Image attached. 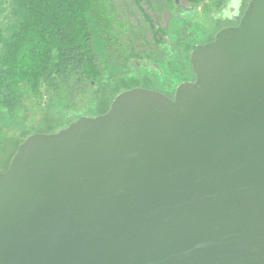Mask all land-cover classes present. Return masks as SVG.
Listing matches in <instances>:
<instances>
[{
	"label": "water",
	"instance_id": "1",
	"mask_svg": "<svg viewBox=\"0 0 264 264\" xmlns=\"http://www.w3.org/2000/svg\"><path fill=\"white\" fill-rule=\"evenodd\" d=\"M189 64L172 99L134 87L19 143L0 264H264V0Z\"/></svg>",
	"mask_w": 264,
	"mask_h": 264
},
{
	"label": "trees",
	"instance_id": "2",
	"mask_svg": "<svg viewBox=\"0 0 264 264\" xmlns=\"http://www.w3.org/2000/svg\"><path fill=\"white\" fill-rule=\"evenodd\" d=\"M148 10L150 0H0V172L30 134L103 114L117 94L153 79L173 88L188 75L196 41L180 30L174 66L160 73L139 61L165 36Z\"/></svg>",
	"mask_w": 264,
	"mask_h": 264
},
{
	"label": "flooded vegetation",
	"instance_id": "3",
	"mask_svg": "<svg viewBox=\"0 0 264 264\" xmlns=\"http://www.w3.org/2000/svg\"><path fill=\"white\" fill-rule=\"evenodd\" d=\"M150 1L152 2L154 10L149 14L154 18L155 22L159 21L164 24V27L162 25L161 27L165 29V36L160 37L162 43L149 47L147 49L148 53L139 61L148 68H153L156 71L159 70L161 73L165 65L174 66L176 61L175 53L181 44L177 42L175 34L178 30L181 31V29L184 32V27L187 22H203L207 25L203 32L193 31L184 33L185 38L196 41L193 46L204 44L211 41L215 33L219 30L236 26L249 0H206L198 6L185 4L182 0H173L172 4L166 3L164 0H155L157 3L153 0ZM158 8H161L160 14H158ZM172 45L177 48L173 49ZM194 80L190 68L188 75L179 80L173 88L167 79H153V83L141 88L159 91L172 99L178 84L194 82Z\"/></svg>",
	"mask_w": 264,
	"mask_h": 264
},
{
	"label": "rangeland",
	"instance_id": "4",
	"mask_svg": "<svg viewBox=\"0 0 264 264\" xmlns=\"http://www.w3.org/2000/svg\"><path fill=\"white\" fill-rule=\"evenodd\" d=\"M155 3H157L155 0H153ZM145 8H147L146 6H144ZM158 14H160L161 12V8H158ZM149 13L152 12V10H148ZM1 15V14H0ZM132 20V19H131ZM1 22V20H0ZM162 25V27H164V24L163 23H160V26ZM206 24L203 23V22H199V23H196V22H187V24L185 25L184 27V33L186 34L187 32H193V31H200V32H203L205 29H206ZM181 31L183 32V29H181ZM184 34V36H185ZM173 49L177 48V47H174L172 45ZM88 114V113H87ZM87 116V115H86ZM2 161V159H0V162Z\"/></svg>",
	"mask_w": 264,
	"mask_h": 264
}]
</instances>
